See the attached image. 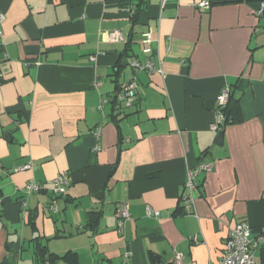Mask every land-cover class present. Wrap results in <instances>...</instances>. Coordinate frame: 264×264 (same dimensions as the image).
Listing matches in <instances>:
<instances>
[{"label":"crops","instance_id":"1","mask_svg":"<svg viewBox=\"0 0 264 264\" xmlns=\"http://www.w3.org/2000/svg\"><path fill=\"white\" fill-rule=\"evenodd\" d=\"M136 1L0 0V264H35V238L80 264H151L149 251L154 264L176 252L219 264L235 223L264 236V0H144L133 25ZM112 30L124 40L109 42ZM130 79L123 110L116 93ZM222 88L239 103L223 129ZM58 175L68 185L56 195Z\"/></svg>","mask_w":264,"mask_h":264},{"label":"built area","instance_id":"2","mask_svg":"<svg viewBox=\"0 0 264 264\" xmlns=\"http://www.w3.org/2000/svg\"><path fill=\"white\" fill-rule=\"evenodd\" d=\"M200 6H208V2L202 1L199 3ZM259 13L262 11L261 8L258 9ZM3 15L0 14V21L3 20ZM125 35L119 30H112L108 33L107 39L109 42H118L124 40ZM150 40V32L147 31L144 33V41L149 42ZM144 51H148L147 48L144 49ZM132 66L135 68L140 69H147L149 71H152L153 65L151 62H140L138 60H134L131 62ZM2 78V73L0 70V82ZM138 90V84L135 79H130L128 82L123 84L120 88V90L116 93V100L120 104V108L127 109L131 108L133 106V102L136 99V92ZM229 96V90L228 88H222L217 96V104L218 106H223L228 99ZM221 115L218 119V124L213 125L214 128H219V124L221 122ZM96 135L99 133L98 131L94 132ZM31 163L28 162L20 169H28L31 168ZM18 168H15V170ZM207 171L210 170L209 164L205 162H199L197 164V167L195 171ZM194 172L191 170H188L187 173V179L183 186V192H182V200H183V207L186 210H189L192 205V192L195 189V182L193 181ZM51 192L53 194H63L66 190V187L68 185V180L63 175L55 176L52 179L51 184ZM38 185L34 183H29L26 186V190L28 192H33L38 190ZM147 213L151 214L152 210L147 207L146 208ZM157 213V212H155ZM128 213L125 210H122L119 213L118 219H117V226L121 227L124 223L125 218L128 217ZM251 226L246 221H239L235 223V225L230 229L228 236L226 237L223 245V252L221 255V258L219 260V264H255L254 261V249L257 247L259 243L264 242V236L259 235L257 239L251 238ZM129 257V253L126 251L124 253V258L127 259ZM183 259V254L181 252H176L173 255V261L175 264H180L181 260Z\"/></svg>","mask_w":264,"mask_h":264},{"label":"trees","instance_id":"3","mask_svg":"<svg viewBox=\"0 0 264 264\" xmlns=\"http://www.w3.org/2000/svg\"><path fill=\"white\" fill-rule=\"evenodd\" d=\"M144 0H137L135 4H133L134 9L131 11V19L133 21V25L137 22L138 16L141 10L144 9ZM129 46V47H128ZM127 50H130V43L127 42L126 47ZM125 49V50H126ZM118 72L115 73L117 75ZM239 109V103L237 99L233 98V95L230 94L227 99L226 104L221 108V113L223 116V121L221 122V128L223 129L224 126L228 123H232L236 121V114ZM102 211L101 210H94L87 213V224L85 225L86 230L95 231L98 227V223L101 219ZM33 247H34V263L41 264L42 261L50 260L51 262L55 263L57 260H61L64 262H68L69 264H80L78 255L72 251H66L63 254H55L51 253L47 250L46 246L41 244V240L35 238L33 240ZM259 248V255L261 264H264V243L258 245ZM148 260L151 264L158 262V257L153 254L152 252H148L147 254Z\"/></svg>","mask_w":264,"mask_h":264},{"label":"water","instance_id":"4","mask_svg":"<svg viewBox=\"0 0 264 264\" xmlns=\"http://www.w3.org/2000/svg\"><path fill=\"white\" fill-rule=\"evenodd\" d=\"M222 138H223V130H220V131L218 132V134H217V139H216V141H217V142H221Z\"/></svg>","mask_w":264,"mask_h":264}]
</instances>
